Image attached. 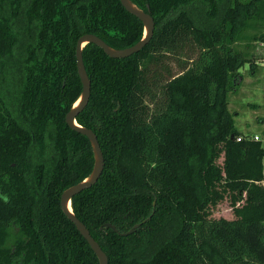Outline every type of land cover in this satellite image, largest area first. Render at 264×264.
<instances>
[{"label":"trees","instance_id":"1","mask_svg":"<svg viewBox=\"0 0 264 264\" xmlns=\"http://www.w3.org/2000/svg\"><path fill=\"white\" fill-rule=\"evenodd\" d=\"M133 1L155 22L140 50L82 48L90 96L76 119L95 131L104 166L71 197L73 211L108 264H264V147L236 138L227 98L254 61L234 50L236 31L264 25V0H234L213 27L188 10L214 17L217 0ZM0 5V264H98L60 207L94 160L88 137L65 121L82 87L75 45L85 32L131 45L142 21L120 0ZM224 199L233 216H214ZM144 218L126 235L102 225L122 231Z\"/></svg>","mask_w":264,"mask_h":264},{"label":"rangeland","instance_id":"2","mask_svg":"<svg viewBox=\"0 0 264 264\" xmlns=\"http://www.w3.org/2000/svg\"><path fill=\"white\" fill-rule=\"evenodd\" d=\"M247 0H237L238 8ZM234 0H217V11L214 17H207L202 6H194L188 11L197 25L213 27L221 20L225 9ZM240 6V7H239ZM202 7V8H201ZM3 11L0 5V13ZM243 10L241 9V14ZM240 22L243 17H239ZM264 32V25L259 20L254 27L241 26L236 31V38L232 42L234 50L243 56H250L253 62H244L238 68V76L227 92L228 110L234 116L235 127L238 131L252 136L261 135L264 146V42L256 38ZM174 70H178L173 62ZM149 106H152L150 104ZM240 134H243L241 133ZM264 160V158H263ZM214 216L232 217L233 211L227 199L220 201L213 208Z\"/></svg>","mask_w":264,"mask_h":264},{"label":"water","instance_id":"3","mask_svg":"<svg viewBox=\"0 0 264 264\" xmlns=\"http://www.w3.org/2000/svg\"><path fill=\"white\" fill-rule=\"evenodd\" d=\"M122 5L131 13L139 17L143 24V31L141 37L131 45L124 47H114L107 43L102 37L92 32H85L81 34L76 41L75 45V56H76V67L77 72L82 84L81 91L75 100L72 102L71 106L65 113L66 123L73 129L85 134L91 144L93 151V165L90 172L81 180L68 185L60 193V207L66 216L74 223L78 231L85 237L94 253L98 258V264H108V256L106 252L102 249L99 242L93 237L89 229L74 213L71 205V197L79 192L80 190L92 185L99 177L104 166V155L99 144L97 135L93 129L79 123L76 119V115L85 107L90 96V78L87 74L83 57L82 48L88 42H94L99 45L109 56L113 57H124L128 56L133 52L140 50L152 37L154 32V18L149 12V6L147 8L139 6L133 0H120ZM149 217V216H148ZM147 217V218H148ZM146 218L141 221L135 222L130 228L126 230H119L115 224L106 221L102 225L109 226L113 230L117 231L122 235L129 234L133 232Z\"/></svg>","mask_w":264,"mask_h":264},{"label":"built area","instance_id":"4","mask_svg":"<svg viewBox=\"0 0 264 264\" xmlns=\"http://www.w3.org/2000/svg\"><path fill=\"white\" fill-rule=\"evenodd\" d=\"M244 135H245V136H249V135H246V134H244ZM241 137H243L242 134L239 135V136H237L236 138H237V139H240ZM249 137H252V138H254V139H261V135H260L259 133H255L254 135L249 136Z\"/></svg>","mask_w":264,"mask_h":264},{"label":"crops","instance_id":"5","mask_svg":"<svg viewBox=\"0 0 264 264\" xmlns=\"http://www.w3.org/2000/svg\"><path fill=\"white\" fill-rule=\"evenodd\" d=\"M239 132H241V131H239ZM241 133H243V132H241ZM244 134V133H243ZM264 147V146H263ZM263 158H264V156H263ZM263 163H264V160H263ZM262 183H263V185H264V180L262 181Z\"/></svg>","mask_w":264,"mask_h":264}]
</instances>
